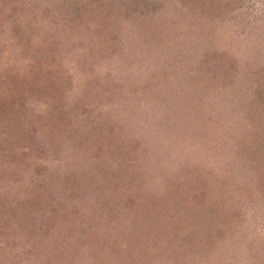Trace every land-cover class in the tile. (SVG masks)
Masks as SVG:
<instances>
[{
  "label": "rangeland",
  "instance_id": "1",
  "mask_svg": "<svg viewBox=\"0 0 264 264\" xmlns=\"http://www.w3.org/2000/svg\"><path fill=\"white\" fill-rule=\"evenodd\" d=\"M1 79L0 264H264V0H0Z\"/></svg>",
  "mask_w": 264,
  "mask_h": 264
},
{
  "label": "trees",
  "instance_id": "2",
  "mask_svg": "<svg viewBox=\"0 0 264 264\" xmlns=\"http://www.w3.org/2000/svg\"><path fill=\"white\" fill-rule=\"evenodd\" d=\"M25 79V77H24ZM23 81L22 76H18L16 72H13L11 76V85L13 89L15 90L16 85H20V83ZM0 84L3 85L2 79L0 80ZM18 90V87L16 88ZM9 96V94H12L11 91H6V93L3 91V89L0 86V137H2L0 140V143L4 141L5 146L9 147L12 146V141L18 142L17 138L10 139L9 134L11 132H14L13 130L15 129V133L22 136L24 133L30 131V126L27 123V120H25L24 112H25V103L23 105L22 101L23 100H18V98L14 99H9L7 102H4L6 100L4 95ZM16 94V93H15ZM3 95V96H2ZM18 97V94L16 95ZM20 101L19 103H17ZM3 102V103H2ZM24 109V111H23ZM23 111V113H21ZM3 120L5 122H3ZM9 133V134H8ZM30 133V132H29ZM11 136V135H10ZM20 136L18 138H20ZM13 137V136H11ZM10 141H8V140ZM16 205H19L20 202L15 200ZM24 204V203H23ZM29 207H26V209ZM26 214V212H22V215Z\"/></svg>",
  "mask_w": 264,
  "mask_h": 264
}]
</instances>
